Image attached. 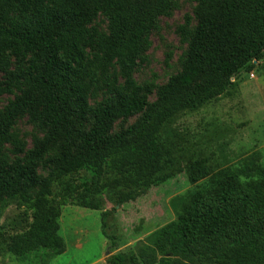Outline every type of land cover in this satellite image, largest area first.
Segmentation results:
<instances>
[{
	"label": "trees",
	"instance_id": "trees-1",
	"mask_svg": "<svg viewBox=\"0 0 264 264\" xmlns=\"http://www.w3.org/2000/svg\"><path fill=\"white\" fill-rule=\"evenodd\" d=\"M173 0H0V71H7L8 54L26 59L25 69L7 72L0 93L16 86L19 95L0 114V146L12 144L16 155L26 145L13 132L28 117L44 131L34 148L14 160L0 156V203L29 205L34 211L28 229L10 238L8 250L25 257L39 249L54 255L66 250L59 234L60 208L50 197L56 182L86 165L101 177L105 168L121 183L150 186L174 162L162 140V131L185 110H196L226 94L232 77L253 69L264 57V0H198L197 25L181 70L160 86L150 101L133 72L142 59L145 38ZM109 20V33L96 39L102 54L103 75L112 96L90 105L86 48L93 42L87 24L98 14ZM114 61L123 85L107 74ZM139 116L130 126L114 131L117 120ZM49 150L47 176L37 167ZM212 173L204 159L189 167L196 183ZM242 174L254 177L243 181ZM127 193L120 203L134 199ZM98 210V204L85 203ZM103 214V234L107 232ZM152 264H173L175 259H201L203 264H264V167L248 165L241 173L225 170L212 186L200 188L184 206L176 222L152 236ZM142 245V244H141ZM117 248V243L111 245ZM143 248V249H142ZM123 252L107 257L109 264H142L148 257ZM157 255L158 258H155Z\"/></svg>",
	"mask_w": 264,
	"mask_h": 264
},
{
	"label": "rangeland",
	"instance_id": "rangeland-1",
	"mask_svg": "<svg viewBox=\"0 0 264 264\" xmlns=\"http://www.w3.org/2000/svg\"><path fill=\"white\" fill-rule=\"evenodd\" d=\"M198 0H173L167 15L159 18L145 38V51L133 72L136 82L149 89L145 93L150 101L156 98L158 88L168 82L181 68L190 46V32L197 25ZM93 42L86 48V64L89 68L90 105L96 106L112 96L108 81L103 75L102 54L95 43L102 34L109 33V20L98 13L88 24ZM26 59L8 54L7 71H0V80H7V72L25 69ZM253 69L239 70L233 77V85L223 96L204 104L196 110H185L162 131V140L170 149L174 162L166 167L161 178L150 186L121 183L108 167L97 176L94 168L86 165L78 172L56 182L50 200L60 208L59 234L66 240V252L54 256L48 249H39L25 257L9 252L8 243L14 235L25 232L32 222L33 209L15 202L0 203V264H89L106 254L111 245L116 253L140 257L144 246L148 257L139 258L142 264H152L155 250L152 236L178 220L184 206L200 189L215 184L225 170L243 172L254 163L264 167V57L254 60ZM107 74L115 77L116 85L124 84L120 66L116 61L107 66ZM21 89L14 86L0 93V114L7 104L19 95ZM139 116L121 118L114 124L120 131L136 122ZM13 132L26 145V152L16 155L10 143L0 146V156L9 160L24 157L34 148L44 131L28 117L20 119ZM56 153L49 150L39 161L37 174L47 176L49 159ZM204 159L212 173L196 183L189 179V167ZM243 181L254 177L242 174ZM132 193L136 197L120 203V197ZM85 203L98 204L100 209L86 208ZM108 239L103 234V214ZM109 246L106 247V243ZM142 244V245H141ZM143 249V248H142ZM54 256V257H53ZM155 258H158L157 255ZM173 264H203L201 259H175Z\"/></svg>",
	"mask_w": 264,
	"mask_h": 264
},
{
	"label": "crops",
	"instance_id": "crops-1",
	"mask_svg": "<svg viewBox=\"0 0 264 264\" xmlns=\"http://www.w3.org/2000/svg\"><path fill=\"white\" fill-rule=\"evenodd\" d=\"M65 242H66V240H65ZM107 246H109V243L107 242L106 243V247ZM66 250H67V244H66ZM66 250H65V252H66ZM116 253V250H115V252H114V250L111 252L110 251V249H109V251H107V253L106 254H103L99 259H95V260H93L92 262H90L89 264H109L108 262H107V257L109 256V255H111V254H115ZM57 255H60V254H57ZM54 256H56V255H54ZM53 256V257H54Z\"/></svg>",
	"mask_w": 264,
	"mask_h": 264
}]
</instances>
